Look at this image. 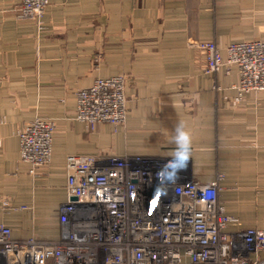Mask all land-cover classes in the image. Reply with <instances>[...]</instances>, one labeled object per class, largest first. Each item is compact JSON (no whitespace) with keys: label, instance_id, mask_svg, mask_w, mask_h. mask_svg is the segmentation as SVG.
Returning a JSON list of instances; mask_svg holds the SVG:
<instances>
[{"label":"crops","instance_id":"0c3cea01","mask_svg":"<svg viewBox=\"0 0 264 264\" xmlns=\"http://www.w3.org/2000/svg\"><path fill=\"white\" fill-rule=\"evenodd\" d=\"M22 1L0 0V195L12 202L0 222L13 238L63 235L69 155L168 160L178 126L190 134L195 180L237 184L222 190L235 219L226 230L264 231V93L235 96L237 69L204 72L203 53L188 47L264 41V0H48L43 26L17 16ZM118 75H128L124 122L78 121L79 92ZM37 119L58 129L51 161L33 177L18 131Z\"/></svg>","mask_w":264,"mask_h":264},{"label":"built area","instance_id":"2783aa9c","mask_svg":"<svg viewBox=\"0 0 264 264\" xmlns=\"http://www.w3.org/2000/svg\"><path fill=\"white\" fill-rule=\"evenodd\" d=\"M47 4L48 0H23L17 16L35 20L33 15L42 14ZM188 47L203 53L204 72L225 67L228 73L236 67L239 83L235 88L264 93V70L250 77L246 74L254 62L264 66V41L218 47L213 41L194 38L189 39ZM125 77L97 80L79 92L77 114L90 119L91 128L100 123L124 122L125 110L117 111L121 98L115 87L121 84L124 88ZM104 105L108 109L105 112L101 110ZM47 123L37 119L28 130L23 131V126L18 131L21 161L30 165V172L32 167L37 171L51 161L55 129ZM65 169L66 199L59 213L63 235L51 241L15 239L11 228L0 222L3 264H255L262 258L263 230H226L235 219L225 210L222 190L236 188L237 184L224 186L221 174L201 183L185 162L173 163V158L139 160L105 152L69 155ZM160 195L167 198L161 200L162 207ZM11 209V199L0 195V211ZM77 215L84 218V227ZM229 236L233 241L227 240Z\"/></svg>","mask_w":264,"mask_h":264},{"label":"rangeland","instance_id":"374dc122","mask_svg":"<svg viewBox=\"0 0 264 264\" xmlns=\"http://www.w3.org/2000/svg\"><path fill=\"white\" fill-rule=\"evenodd\" d=\"M38 10L41 11L42 8H39ZM24 12H25V10H24ZM27 13H30V10H28ZM33 17H34L35 19L38 20V24H39V25H41V26L44 25V24H43V21L41 20V19H42L41 14L35 13V14L33 15ZM96 65H97V63H96ZM233 68L237 69L236 67H233ZM127 80H128V75L125 77L124 82L127 83ZM122 83H123V82H122ZM115 88L119 90L120 98H121V108H120L119 110H117V111H124L125 108H123V104H124V102H125V104H126V100H125L126 90H125V87L123 88V86H121V84H118ZM232 88H234V87H232ZM116 89H114V90L116 91ZM234 89H235V92H236V95H235V96H239V93H240L241 91H240L238 88H234ZM118 90H117V91H118ZM107 91L109 92V90H107ZM107 91H106V90H103V92H107ZM241 93L246 95V93L243 92V91H242ZM94 99H96V98L94 97ZM233 99L236 100V98H234V97H233ZM233 102H234V100H233ZM104 107H105V105L103 106V108H101V110H102L103 112H105V111L108 110V109H104ZM75 118H76L78 121L84 123L88 128H91V127L93 126L92 121H91L90 119L86 118V117H82V116H80L79 114H76V117H75ZM83 119H85V120H83ZM56 121L58 122V121H65V120H64V119H60V120H56ZM87 121H88V123H86ZM108 123H109V122H107V124H108ZM100 124H101V123H100ZM53 125H54V129H55V130L58 129V126L56 125L55 122L48 121V123L46 124V126H52V127H53ZM30 127H32V120L29 121V122L24 123V129H23V131L28 130ZM21 132H22V130H21ZM51 147H52V146H51ZM35 172H36V169L32 167V176H33V177L35 176ZM233 239H234V237L229 236L227 240H229V241H233ZM261 257H262L261 259L258 258V260L256 261L255 264H264V256L261 255Z\"/></svg>","mask_w":264,"mask_h":264},{"label":"clouds","instance_id":"9594fccd","mask_svg":"<svg viewBox=\"0 0 264 264\" xmlns=\"http://www.w3.org/2000/svg\"><path fill=\"white\" fill-rule=\"evenodd\" d=\"M174 143L176 148L173 153V163L176 161L186 162L189 155L190 134L181 126L177 127Z\"/></svg>","mask_w":264,"mask_h":264},{"label":"bare ground","instance_id":"6f19581e","mask_svg":"<svg viewBox=\"0 0 264 264\" xmlns=\"http://www.w3.org/2000/svg\"><path fill=\"white\" fill-rule=\"evenodd\" d=\"M251 51H253V50H251ZM254 55H257L256 53H254ZM259 56V55H258ZM258 58V57H257ZM258 60V59H257ZM264 70V66L263 65H261V63H260V61H257V62H254L253 64H252V67L250 68V69H246V74H247V77H250L252 74H256V73H259L260 72V70ZM221 70V69H220ZM251 91H255V92H257V93H259V91H256V90H254V89H249V90H247L245 93H249V92H251ZM103 108V107H102ZM147 209L148 210H151L152 209V207L151 206H147ZM101 221H103V220H101Z\"/></svg>","mask_w":264,"mask_h":264},{"label":"water","instance_id":"95a60500","mask_svg":"<svg viewBox=\"0 0 264 264\" xmlns=\"http://www.w3.org/2000/svg\"><path fill=\"white\" fill-rule=\"evenodd\" d=\"M159 198V197H158ZM164 202L165 200H167V198H165V197H163L162 195H160V198H159V201H160V205H159V207H162L163 206V202ZM158 207V206H157ZM134 219H136L140 224H144L145 222L144 221H142V220H139V219H137V218H134ZM77 224V223H76ZM79 225V224H78ZM80 226V225H79ZM81 227V226H80ZM0 264H3L1 261H0Z\"/></svg>","mask_w":264,"mask_h":264},{"label":"flooded vegetation","instance_id":"af4514ba","mask_svg":"<svg viewBox=\"0 0 264 264\" xmlns=\"http://www.w3.org/2000/svg\"><path fill=\"white\" fill-rule=\"evenodd\" d=\"M77 220H78V222L82 225V227H84L85 226V222H84V218L82 217V216H76L75 217Z\"/></svg>","mask_w":264,"mask_h":264},{"label":"trees","instance_id":"16d2710c","mask_svg":"<svg viewBox=\"0 0 264 264\" xmlns=\"http://www.w3.org/2000/svg\"><path fill=\"white\" fill-rule=\"evenodd\" d=\"M205 66V65H204ZM222 69H225L226 70V68L225 67H223ZM261 94V93H260Z\"/></svg>","mask_w":264,"mask_h":264},{"label":"snow or ice","instance_id":"6c2138e0","mask_svg":"<svg viewBox=\"0 0 264 264\" xmlns=\"http://www.w3.org/2000/svg\"><path fill=\"white\" fill-rule=\"evenodd\" d=\"M153 203H155V202H153Z\"/></svg>","mask_w":264,"mask_h":264}]
</instances>
